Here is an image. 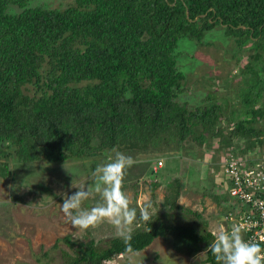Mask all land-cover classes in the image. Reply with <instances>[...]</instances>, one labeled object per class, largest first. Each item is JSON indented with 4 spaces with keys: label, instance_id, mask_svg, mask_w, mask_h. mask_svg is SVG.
<instances>
[{
    "label": "trees",
    "instance_id": "16d2710c",
    "mask_svg": "<svg viewBox=\"0 0 264 264\" xmlns=\"http://www.w3.org/2000/svg\"><path fill=\"white\" fill-rule=\"evenodd\" d=\"M35 1L0 0L1 178L14 175L11 159L17 168L56 164L96 159L113 148L151 155L188 142H218L231 154L238 139L243 145L235 151L248 155L260 148L264 154V0H75L64 9L32 6ZM218 26L240 54L248 43L254 53L232 78L234 98L210 92L206 104L191 107L179 100L187 77L178 69L177 49L184 38L214 45L205 36ZM159 160H137L129 169L144 176L141 166L154 170ZM164 166L148 175L152 193L163 186V208L200 218L179 203L185 184L163 176ZM138 218L145 227L106 247L72 235L53 247L63 241L72 250L62 251L61 264H104L164 238L177 253L195 258L203 252L200 264H216L207 252L216 238L207 222ZM49 256L37 262L50 264Z\"/></svg>",
    "mask_w": 264,
    "mask_h": 264
},
{
    "label": "rangeland",
    "instance_id": "374dc122",
    "mask_svg": "<svg viewBox=\"0 0 264 264\" xmlns=\"http://www.w3.org/2000/svg\"><path fill=\"white\" fill-rule=\"evenodd\" d=\"M74 3L75 0H36L32 6L64 9ZM225 31L224 27L218 26L205 36V41L213 42L214 45L211 46H201L196 41L185 38L180 41L177 49L178 69L187 77V89L179 97L181 102L187 100L191 107L206 104L204 102L210 92L224 93L234 98V85L237 83H231L232 78L237 77L240 69L251 60L253 43L245 45L240 54L235 39L227 36ZM238 59H241L239 63L236 62ZM235 143V148L239 143L243 145L238 139ZM119 151L132 157L135 162L153 163L157 159H164L163 176L167 179L181 178L184 181L179 203L187 210L199 213L200 218L187 214L186 210L181 212L163 208L167 190L157 188L152 193L151 184L146 180L153 169L144 165L141 166L144 176H140L134 167L135 170L128 169L124 180L125 185H130L124 191L132 200L131 206L137 210L136 221L131 226L118 229L105 221L95 228L77 230L68 223L61 211L63 194L70 196L78 191L77 187L80 185L91 184L95 168L109 162L114 153L108 152L96 159H73L65 163L18 164V168L11 159L9 162L14 175L7 179L0 177V264H41L36 257L46 261L43 257L46 252L50 253V264H61L64 261L62 251L72 250L63 241L59 242V249H54L53 246L67 235L84 242L94 239L99 247H106L111 239L131 235L141 228L138 215L149 205L151 217L162 215L163 220L169 217L171 223H200L203 226L207 222L208 230L215 232V235L225 227L223 220L226 210L235 203L228 194L231 179H227L224 186L225 180L220 178L221 174L215 173L222 157L225 158L228 153L218 142L205 147L188 142L181 149L153 150L151 155L129 150ZM236 153L242 154L239 151ZM212 194L219 195L220 204L213 199ZM99 200V196L86 200L82 207L91 209ZM166 211L170 215L161 214ZM175 216L176 219L171 218ZM157 240L145 251L134 252L129 256L119 255L104 264H183L189 258L192 264H200L206 257L203 252L195 258L179 254L170 246V239H165L167 244L157 243Z\"/></svg>",
    "mask_w": 264,
    "mask_h": 264
},
{
    "label": "clouds",
    "instance_id": "9594fccd",
    "mask_svg": "<svg viewBox=\"0 0 264 264\" xmlns=\"http://www.w3.org/2000/svg\"><path fill=\"white\" fill-rule=\"evenodd\" d=\"M109 162L98 165L92 173L93 182L80 185L72 195L63 194L61 211L66 220L75 229L95 228L102 222H108L118 229L131 226L137 218V210L132 207V200L124 191L126 172L135 161L116 148ZM99 196L100 200L91 209H84V201ZM147 206L142 218L148 220ZM207 252L215 258L216 264H264V249L257 243L245 241L242 229L233 224L230 231L221 229Z\"/></svg>",
    "mask_w": 264,
    "mask_h": 264
},
{
    "label": "built area",
    "instance_id": "2783aa9c",
    "mask_svg": "<svg viewBox=\"0 0 264 264\" xmlns=\"http://www.w3.org/2000/svg\"><path fill=\"white\" fill-rule=\"evenodd\" d=\"M227 153L221 162V179H231L228 194L237 206H231L224 217L225 227L230 231L233 224L242 229L245 241L257 243L264 249V154L257 148L248 155ZM163 160L154 167L158 171ZM215 235V232H212ZM217 236V235H215Z\"/></svg>",
    "mask_w": 264,
    "mask_h": 264
},
{
    "label": "crops",
    "instance_id": "0c3cea01",
    "mask_svg": "<svg viewBox=\"0 0 264 264\" xmlns=\"http://www.w3.org/2000/svg\"><path fill=\"white\" fill-rule=\"evenodd\" d=\"M183 183H184V181H183ZM159 188H164L163 186H160ZM165 189V188H164ZM150 207L148 208V211L150 212ZM142 210V209H141ZM141 212V211H140ZM162 214H164V215H167V214H169V213H166V212H163ZM140 215H142V213L140 214ZM156 216V215H155ZM157 216H159V215H157ZM145 226V225H144ZM143 225H142V227H144ZM157 239H163V240H161V241H159V240H157ZM156 240H157V243H160V244H167V241L164 239V238H157ZM148 248H150V246L148 247ZM147 249V248H146ZM145 249V250H146ZM144 250V251H145ZM129 256V255H128ZM185 257V256H184ZM190 259V258H189ZM189 259H185V261H183V264H192V262H190L189 261ZM184 260V259H183ZM189 261V262H188Z\"/></svg>",
    "mask_w": 264,
    "mask_h": 264
},
{
    "label": "water",
    "instance_id": "95a60500",
    "mask_svg": "<svg viewBox=\"0 0 264 264\" xmlns=\"http://www.w3.org/2000/svg\"><path fill=\"white\" fill-rule=\"evenodd\" d=\"M187 17H189V16H188V11H187ZM198 19H199V18H196V20H195V21H197Z\"/></svg>",
    "mask_w": 264,
    "mask_h": 264
}]
</instances>
